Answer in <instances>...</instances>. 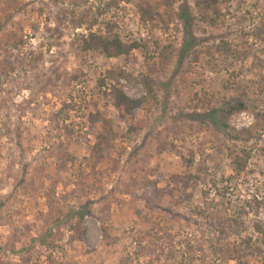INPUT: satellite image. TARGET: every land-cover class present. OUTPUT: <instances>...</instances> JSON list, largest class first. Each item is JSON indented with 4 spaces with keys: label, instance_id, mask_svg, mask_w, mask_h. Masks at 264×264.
Wrapping results in <instances>:
<instances>
[{
    "label": "rangeland",
    "instance_id": "rangeland-1",
    "mask_svg": "<svg viewBox=\"0 0 264 264\" xmlns=\"http://www.w3.org/2000/svg\"><path fill=\"white\" fill-rule=\"evenodd\" d=\"M221 7L214 26L196 0H0V264H264L212 250L207 204L235 219L264 198V0ZM90 33L138 47L86 52ZM191 175L221 192L190 199ZM149 177L164 178L155 202L138 187Z\"/></svg>",
    "mask_w": 264,
    "mask_h": 264
},
{
    "label": "trees",
    "instance_id": "trees-1",
    "mask_svg": "<svg viewBox=\"0 0 264 264\" xmlns=\"http://www.w3.org/2000/svg\"><path fill=\"white\" fill-rule=\"evenodd\" d=\"M176 0H161V2L167 6L171 7V5ZM232 0H196V6L198 9L202 12L203 16L208 14V12H212L214 15L213 17H209L210 23L214 26H216L219 22V18L222 16L221 6L223 4H228ZM146 12V11H145ZM149 13V11H147ZM104 14V13H102ZM145 15L147 13H144ZM207 17V16H205ZM207 18V19H208ZM97 24V21L91 24V27L95 26ZM112 30V27H111ZM81 44L83 46V50L86 52H96V53H103L109 58H116V57H122L129 55L134 49L138 47L137 44H131L127 45L125 44L119 37L109 38V37H103L99 36L95 33H90L88 37H82ZM117 104L118 106H126V108L129 111H135L139 108L140 104L130 99L125 93L122 91H118L116 95ZM222 116L223 119L221 120V123L225 129L229 128L228 125V118L232 115L233 110L227 109L226 107L222 110L218 111ZM217 111H210V109L207 110L206 114L203 115V117L211 119L213 115L218 114ZM227 118V119H226ZM98 139L105 140L106 136L103 134L97 135ZM245 159L251 158L249 153H246V156H244ZM239 159V157H236L234 160V166L235 170L239 173L243 172L247 165V160L245 159ZM240 160V161H239ZM245 160V161H244ZM164 181L163 177H159L156 180L150 179V177L146 180L145 183H142L138 187L141 188L145 193H149L152 197V199H149L151 202H155L156 200H159L166 196L167 191L165 189H160L159 184ZM177 185H180V182L175 183ZM218 184L219 181L216 178L213 179H207L202 180L201 176H194L191 175L189 177H185L184 181L182 182L181 186L184 187V189H192L193 192H191L190 199L194 198V191H197L201 185L205 186H211V188L217 190L218 193L221 191L218 190ZM179 191V190H174ZM204 197L206 200L210 196L211 190L208 189L206 191H202ZM256 195V194H255ZM208 211H210V206L216 207L220 213V216H215L211 219V227L214 230V237L212 244V250L214 251L215 255L217 257L221 258L223 257L226 260L234 259V260H240V262H244V258L248 257L252 254V256L255 254L253 251H251L253 248L260 252V254H264L263 249L260 247H256L257 245H263L264 246V221L259 219V215L263 213L264 210V198L262 200H259L256 196L253 197L250 201H244L238 205L235 206L237 217L233 219L232 217L225 219V214L233 207L232 203L230 202H223V204L218 202H211L208 203ZM222 206V208H221ZM254 211V213L258 216L256 219L251 221V231L249 228V223L245 220L250 213ZM221 212L223 213L221 215ZM208 214V213H207ZM209 216V215H207ZM83 217H81L82 219ZM81 232V231H80ZM243 233H246L247 236L244 238ZM256 234H258V237L256 238ZM233 236L239 237L240 241L234 243L235 245H232V243L228 242L224 247H218L220 245L219 242H222L224 240L228 241L227 238ZM215 241V242H214ZM188 251L191 253L190 259L192 261H195L194 255L196 254V251L204 252L203 246H194L189 245L187 247ZM206 264V263H205ZM246 264V263H245Z\"/></svg>",
    "mask_w": 264,
    "mask_h": 264
}]
</instances>
